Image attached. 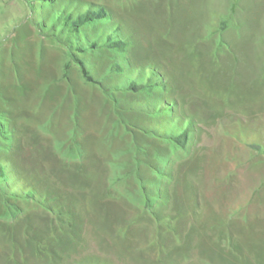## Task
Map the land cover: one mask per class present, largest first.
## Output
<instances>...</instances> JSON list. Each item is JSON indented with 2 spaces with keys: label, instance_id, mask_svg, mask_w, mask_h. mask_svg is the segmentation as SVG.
I'll use <instances>...</instances> for the list:
<instances>
[{
  "label": "rangeland",
  "instance_id": "374dc122",
  "mask_svg": "<svg viewBox=\"0 0 264 264\" xmlns=\"http://www.w3.org/2000/svg\"><path fill=\"white\" fill-rule=\"evenodd\" d=\"M0 264H264V0H0Z\"/></svg>",
  "mask_w": 264,
  "mask_h": 264
},
{
  "label": "trees",
  "instance_id": "16d2710c",
  "mask_svg": "<svg viewBox=\"0 0 264 264\" xmlns=\"http://www.w3.org/2000/svg\"><path fill=\"white\" fill-rule=\"evenodd\" d=\"M92 4H87L86 6H84V10L83 11H78L77 14H66L64 17H62V25L66 26V29L72 33H76L78 34L80 32V29L83 25L90 23L91 21L94 20H100V19H111V13L108 9H106L104 6L101 5H94V7L92 6ZM113 23V21H111ZM84 38H86V36L84 35ZM94 43V42H91ZM130 43V40L128 39L127 35L124 34L123 28L121 26V24L117 23L115 24V27L111 30V33L109 34L108 37V44H106V46L110 47V48H114L119 50L120 52L122 51H126L128 49V45ZM96 45V44H93ZM94 48V47H93ZM81 67H82V72L84 73L85 76H89L88 75V70L85 68L83 62L80 63ZM68 69V66H67ZM148 78H150L152 80V72H149V76ZM131 82L129 84V89H135V88H139L142 89L145 86H159L161 83H154V82H138L137 80H134L133 78L130 79ZM173 133V132H171ZM181 137V138H180ZM186 137H187V132H184V134L176 136V137H171L172 139H174L175 143H178L179 145H184L185 141H186ZM180 138V139H177ZM256 147H258L259 149L261 148L259 145H256ZM32 197H34L32 195ZM36 199V198H35ZM151 198L149 196H147L146 198V207L149 208L151 205Z\"/></svg>",
  "mask_w": 264,
  "mask_h": 264
},
{
  "label": "crops",
  "instance_id": "0c3cea01",
  "mask_svg": "<svg viewBox=\"0 0 264 264\" xmlns=\"http://www.w3.org/2000/svg\"><path fill=\"white\" fill-rule=\"evenodd\" d=\"M195 56H196L195 58L197 60L200 73L198 74L197 71L193 70V68H190L189 74H191L192 78L194 80H196V82L198 83L200 90L203 94H205L206 96L209 97L215 93L221 97H227L225 99L228 100V97H229L228 95H221V94H223V93H225V94L236 93V95H240L242 102L247 103V102L253 101V99H251V97L256 93L254 89L250 90V88H249V90L243 89V91H240V90L237 91L236 89L230 87V90L226 91V92L218 90L216 87V84L213 82V78H212L211 74L202 65V63L200 61H198V56L197 55H195ZM241 95H242V97H241ZM187 209L189 210V208H187V206H186L185 217L187 216L186 214L188 213ZM193 221L194 220H189V219L184 220L183 223H182V221H180L178 227H179V229H182V231L181 230H180L181 232L179 231L180 235L174 234V237H175L176 241H178V243H181V242L185 243L188 240L187 247L189 248V250L191 249L193 244H195L196 241H200L201 239H203L204 241H207V240L212 241L214 238V235H212V232L207 229V226H205V224H203V223L195 224L196 222L193 223ZM203 227H204V229H203ZM177 237H179V238H177ZM210 243H212V242H210ZM153 247H155V249L158 250L160 254L161 253L167 254L171 249L162 240L161 241L156 240L153 244ZM190 252H191V250H190ZM197 253L198 252H196V254Z\"/></svg>",
  "mask_w": 264,
  "mask_h": 264
}]
</instances>
